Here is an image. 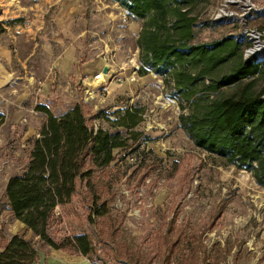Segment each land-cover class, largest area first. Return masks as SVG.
Masks as SVG:
<instances>
[{
    "label": "rangeland",
    "instance_id": "obj_1",
    "mask_svg": "<svg viewBox=\"0 0 264 264\" xmlns=\"http://www.w3.org/2000/svg\"><path fill=\"white\" fill-rule=\"evenodd\" d=\"M254 1L261 10L253 17L241 16L243 0H212L202 18L215 23L200 28L196 41L231 36L243 43L246 59L254 44L250 29L264 40V0ZM1 6L14 14L1 17ZM0 23V54L6 53L0 55L6 74L0 88L2 236L29 239L7 209L4 189L38 135L44 116L37 104L54 114L80 104L94 129L110 131L115 128L105 115L114 119L115 110L138 105L144 112L136 147L94 173L97 192L109 202V230L127 248L87 219L90 196L82 184L70 204L57 208L52 230L58 238L89 233L100 264H264V189L246 170L196 147L179 125L171 88L153 72H138L140 20L113 0H0Z\"/></svg>",
    "mask_w": 264,
    "mask_h": 264
},
{
    "label": "trees",
    "instance_id": "obj_2",
    "mask_svg": "<svg viewBox=\"0 0 264 264\" xmlns=\"http://www.w3.org/2000/svg\"><path fill=\"white\" fill-rule=\"evenodd\" d=\"M113 1L142 22L136 40L138 72H153L171 88L181 109L179 125L188 138L199 149L249 172L264 189V63L254 56L244 59L243 43L231 36L196 41L200 28L215 23L202 18L212 0ZM4 31L0 23V33ZM35 110L44 119L30 140L26 163L6 181L7 209L38 243L100 264L93 259L96 250L89 233L58 238L52 230L56 211L72 202L82 184L90 196L87 219L127 248L109 230V202L97 192L94 173L115 163L123 150L136 147L142 132L135 128L144 108L117 109L114 119L105 115L114 131L94 129L80 104L61 114L42 103ZM37 242L0 234V264H32Z\"/></svg>",
    "mask_w": 264,
    "mask_h": 264
},
{
    "label": "crops",
    "instance_id": "obj_3",
    "mask_svg": "<svg viewBox=\"0 0 264 264\" xmlns=\"http://www.w3.org/2000/svg\"><path fill=\"white\" fill-rule=\"evenodd\" d=\"M3 13L1 14V17H11L14 12L13 9L8 8L7 6H1ZM15 39V38H14ZM5 48L0 45V52H4ZM2 57L6 55L0 54ZM1 60V59H0ZM1 68V63H0ZM6 74L4 71H1L0 69V88L2 86V83L5 81ZM18 227H24L27 229V234L29 235V239H37L36 236L33 235L32 231L27 228L23 223L18 222ZM15 233H12V235ZM10 237V236H9ZM8 237V238H9ZM5 237V239H8ZM37 246V258L32 264H94L87 256L81 255V254H70L65 251L59 250V249H53L46 245L36 243Z\"/></svg>",
    "mask_w": 264,
    "mask_h": 264
},
{
    "label": "built area",
    "instance_id": "obj_4",
    "mask_svg": "<svg viewBox=\"0 0 264 264\" xmlns=\"http://www.w3.org/2000/svg\"><path fill=\"white\" fill-rule=\"evenodd\" d=\"M254 0H243L239 4L241 9V16H253L258 14L260 12V8L256 6ZM263 10V6L261 7ZM255 34H257V38L255 37ZM253 37L254 44L253 46H250L246 51V55L249 57H256L258 60L264 63V40L261 39L260 33L254 29H250V34Z\"/></svg>",
    "mask_w": 264,
    "mask_h": 264
},
{
    "label": "water",
    "instance_id": "obj_5",
    "mask_svg": "<svg viewBox=\"0 0 264 264\" xmlns=\"http://www.w3.org/2000/svg\"><path fill=\"white\" fill-rule=\"evenodd\" d=\"M107 71H108V66L107 65H104L102 67V73H107Z\"/></svg>",
    "mask_w": 264,
    "mask_h": 264
},
{
    "label": "bare ground",
    "instance_id": "obj_6",
    "mask_svg": "<svg viewBox=\"0 0 264 264\" xmlns=\"http://www.w3.org/2000/svg\"><path fill=\"white\" fill-rule=\"evenodd\" d=\"M255 36H258L257 34H255Z\"/></svg>",
    "mask_w": 264,
    "mask_h": 264
}]
</instances>
